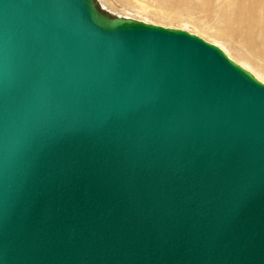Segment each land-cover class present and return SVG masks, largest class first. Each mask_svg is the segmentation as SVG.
I'll use <instances>...</instances> for the list:
<instances>
[{
  "label": "water",
  "instance_id": "obj_1",
  "mask_svg": "<svg viewBox=\"0 0 264 264\" xmlns=\"http://www.w3.org/2000/svg\"><path fill=\"white\" fill-rule=\"evenodd\" d=\"M0 264H264V84L93 0H0Z\"/></svg>",
  "mask_w": 264,
  "mask_h": 264
},
{
  "label": "rangeland",
  "instance_id": "obj_2",
  "mask_svg": "<svg viewBox=\"0 0 264 264\" xmlns=\"http://www.w3.org/2000/svg\"><path fill=\"white\" fill-rule=\"evenodd\" d=\"M128 1L131 2V4L128 3ZM227 1L228 0H127L122 2V0H107L113 7L115 6L123 12L131 13L134 15V19L139 21H142V18L133 10L145 9V14H147L146 18L150 20L151 23L167 25L171 26L173 29L180 30V28L186 27H182L183 24L179 25L174 19H176L175 17H181L183 21L190 25L189 28L187 27V30L195 32L198 30H195V26H198L199 29L201 28L200 30H204V33L206 32L204 37L208 38L210 41L218 39L219 35H222L224 40L228 37H232L233 43L236 42L240 50L242 49L244 52L249 53L252 57L256 58L257 62L264 65L263 48L254 47L253 42H251L256 40V37L253 36L250 38L249 31L241 32L231 27L229 20L235 17L234 10L236 6L232 3L228 4ZM125 3L128 4V7ZM263 11L261 10L259 13L262 14ZM169 19L173 20L169 21ZM256 24L264 27V18H257ZM232 31L237 32L233 34ZM258 31H260V29L256 26L255 33H258ZM261 32V36L264 38V28ZM262 41H264V39H262Z\"/></svg>",
  "mask_w": 264,
  "mask_h": 264
},
{
  "label": "bare ground",
  "instance_id": "obj_3",
  "mask_svg": "<svg viewBox=\"0 0 264 264\" xmlns=\"http://www.w3.org/2000/svg\"><path fill=\"white\" fill-rule=\"evenodd\" d=\"M124 1H127V0H122V2H124ZM93 2H94L95 7L97 8V10L100 13H102V15H104L105 17H107L111 20H115V21H119V20L120 21L121 20H123V21L124 20L137 21V22H143V23H147V24L171 28V26L156 24L153 22L151 23L150 20H147V18H146L147 14H145V11H146L145 9H144L145 11L144 10H133V11L137 12L138 15L142 18V21H139V20L134 19V15H132L131 13L123 12L122 10H119L115 6L113 7V5L108 3L107 0H93ZM128 3L131 4V2H129V1H128ZM227 3L228 4L232 3L233 5L236 6L235 10H234L235 11L234 12V14H235L234 18L235 19L231 18L229 20V22L231 23V27H233L234 29H238L241 32L249 31L250 38H252L253 36L256 37V40L251 41V42H253L254 47H256V48L262 47L264 50V41H262V39H264V38L261 36V33H262L261 30H263L264 27L256 24L257 18H264V11H263L264 0H228ZM123 5H124V3H123ZM125 5L128 7L127 3H125ZM132 8H133V6H132ZM261 10L263 11L262 14L259 13V11H261ZM175 18L176 19H174V20H176L179 23V25L183 24L182 27H184V26L186 27V28H180V30L186 31V32L191 33L193 35H196V36L204 39L208 43L217 46L219 49H221L223 51V53H225V55L230 60H232L234 63H236L241 68H243L245 71H247L257 81L264 84V65H261L259 62H257L256 58L252 57L249 53L244 52L242 49L240 50L238 48V46L236 45V42L233 43L232 37H228L224 40L222 38V35H219L218 39H214L213 41H210L208 38L204 37V34L206 32L204 33L203 32L204 30L203 31L200 30L201 28L199 29L198 26H195V30L198 29L197 31H195V32L189 31V30H187L190 26L189 23H186L185 21H183V19L181 17H175ZM165 19H167V18H165ZM170 20L172 21L173 19H169V21ZM256 26L260 29V31H258V33H255ZM171 29H173V28H171ZM236 32L237 31H232L233 34H235ZM206 37H207V35H206Z\"/></svg>",
  "mask_w": 264,
  "mask_h": 264
}]
</instances>
